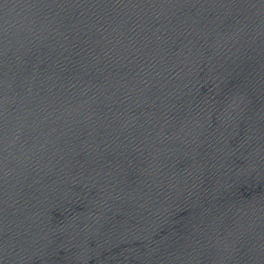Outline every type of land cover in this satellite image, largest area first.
I'll return each instance as SVG.
<instances>
[{
    "label": "water",
    "instance_id": "95a60500",
    "mask_svg": "<svg viewBox=\"0 0 264 264\" xmlns=\"http://www.w3.org/2000/svg\"><path fill=\"white\" fill-rule=\"evenodd\" d=\"M0 264H264V0H0Z\"/></svg>",
    "mask_w": 264,
    "mask_h": 264
}]
</instances>
